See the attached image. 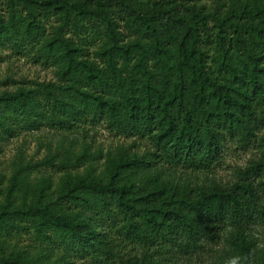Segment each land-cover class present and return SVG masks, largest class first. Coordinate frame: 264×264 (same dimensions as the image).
Here are the masks:
<instances>
[{"label": "trees", "instance_id": "obj_1", "mask_svg": "<svg viewBox=\"0 0 264 264\" xmlns=\"http://www.w3.org/2000/svg\"><path fill=\"white\" fill-rule=\"evenodd\" d=\"M0 47L35 52L56 81L0 92L1 143L21 130L62 133L103 123L147 140L142 155L84 150L21 165L0 205V242L31 235L38 253L0 264H163L225 239L236 264H253L264 225V152L231 185L171 180L182 167L208 172L228 141L264 143V0H6ZM87 164L86 172L71 174ZM63 172L32 185L39 167ZM168 168V169H166ZM102 229V232H98Z\"/></svg>", "mask_w": 264, "mask_h": 264}, {"label": "rangeland", "instance_id": "obj_2", "mask_svg": "<svg viewBox=\"0 0 264 264\" xmlns=\"http://www.w3.org/2000/svg\"><path fill=\"white\" fill-rule=\"evenodd\" d=\"M146 3L148 0H139ZM6 0H0V12L4 14ZM56 81V68L41 63L35 56V52L16 53L10 47H0V92L14 91L20 87H32L33 83ZM264 137V128L258 132ZM149 149L147 140H139L136 137L127 138L111 132L103 123L93 125L86 124L78 132L62 133L39 127L35 130H21L15 137L1 143L0 152V205L4 204L7 196V188L12 176L21 165L43 162L47 158L55 157L57 164L66 155H79L87 150L91 155L101 154L102 158L96 161L95 174L103 170L108 153L116 154L117 151H125L128 155H142ZM264 152V143L242 147L236 141H228L222 152V160L208 172H194L176 167L165 172L171 180L191 185L210 187L212 185H231L238 179V171L248 167L251 161L259 160ZM87 164L78 170H70L84 174ZM168 169V168H166ZM63 172L56 168L39 167L31 170L29 181L32 185L41 179H50L54 189ZM98 232H102V229ZM250 240L256 246V255L253 264H264V225H257L251 229ZM40 244L36 243L31 235H21L0 242V250L4 255H9L15 250H26L31 253L40 251ZM49 252V263L53 264L62 255V248L58 245H43ZM229 245L225 239L217 244L206 243L204 250L198 251L193 256H179V258L165 261L163 264H233L228 256ZM69 264H93L89 259L71 257Z\"/></svg>", "mask_w": 264, "mask_h": 264}, {"label": "clouds", "instance_id": "obj_3", "mask_svg": "<svg viewBox=\"0 0 264 264\" xmlns=\"http://www.w3.org/2000/svg\"><path fill=\"white\" fill-rule=\"evenodd\" d=\"M233 264H236V261H233Z\"/></svg>", "mask_w": 264, "mask_h": 264}]
</instances>
